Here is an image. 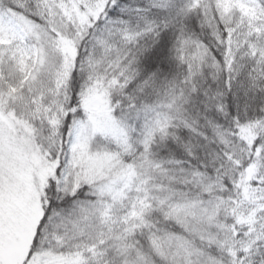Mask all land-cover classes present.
Masks as SVG:
<instances>
[{"label":"snow or ice","instance_id":"obj_1","mask_svg":"<svg viewBox=\"0 0 264 264\" xmlns=\"http://www.w3.org/2000/svg\"><path fill=\"white\" fill-rule=\"evenodd\" d=\"M0 264H264V0H0Z\"/></svg>","mask_w":264,"mask_h":264}]
</instances>
